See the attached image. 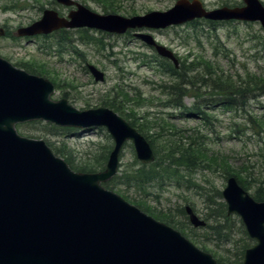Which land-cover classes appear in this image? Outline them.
I'll return each mask as SVG.
<instances>
[{
	"label": "rangeland",
	"instance_id": "1",
	"mask_svg": "<svg viewBox=\"0 0 264 264\" xmlns=\"http://www.w3.org/2000/svg\"><path fill=\"white\" fill-rule=\"evenodd\" d=\"M77 1L98 14L113 13L131 17L146 14L149 10H166L177 0L152 2L133 0L135 4H129L127 0ZM54 7L67 8L58 4L56 0H0V28L4 31V34L0 35V57L19 68L30 67L41 72L37 75L48 78L58 86L51 98L65 97L78 109L103 106L105 102L115 97L120 107L122 106L123 112L119 110V113L123 114L124 118L129 113L128 118L134 120L136 124L149 127L147 130L144 129L148 135L154 136L153 142L157 151L163 148V141L169 138L192 135L194 130L198 131V135L202 136L199 139L202 141V147L209 156L214 155L218 162L222 159L234 171L250 167L248 172L252 181L247 190L250 194H254L258 186H264L262 91L251 89L245 90L241 96L238 92L224 95L211 90L205 84L199 87L188 85L190 91L179 97L184 107L165 105L166 97L161 92L160 84H170L173 80L166 73H162L159 62L163 58L136 38L132 34L133 30L123 34L95 29L84 31L85 28H77L76 33L71 30L61 32L65 36L73 33L72 38L75 39L71 42V47L60 46L58 43L52 46L53 40L46 37L52 32L29 37L15 35L17 28L40 19L45 8L56 9ZM148 32L156 37L159 44L172 50L179 61L188 56L190 58L188 61H212L223 70L225 76L233 80H238V75L244 78L247 74L264 72V44L261 39L264 37V31L258 22L229 24L216 28L211 22L199 19L191 21L190 24ZM84 35L95 37L99 44L93 41L82 43L79 37ZM101 43L103 48L100 46ZM42 47L47 50H42ZM87 64L94 65L102 72L103 79L95 80L91 72L85 69ZM196 101L199 109H191ZM203 112H206L207 118ZM204 118L208 125L204 123ZM162 119L164 120L160 121ZM26 123L17 125L16 129L20 134L44 139L51 145L50 147L59 149L61 157H70L71 161L73 159V164L91 162L95 157L101 158L104 147L111 145L112 149L113 146V140L104 128L91 129L85 133H77V130L71 129L67 133L48 127L45 125L48 122L45 121L37 124ZM161 124L172 125L173 134L162 129L160 131L158 125ZM158 131L160 134L155 136ZM174 132H177L176 135ZM217 161V165L209 163V169L182 171L186 179L180 180L182 185L171 179L162 184L147 185L143 190L137 189V186L115 183L111 190L123 196L128 202L140 205L155 218L173 216L171 222H174L179 230L183 229L182 231L189 233L190 236H186L196 246H205L221 252L222 249L233 247L221 241L211 240L206 243L198 241L202 235L204 236L202 239H205L209 233L212 235L210 238H213L214 232L207 230L208 233L201 229L202 225L193 226L185 210V207L189 206L205 224L213 223L212 219L207 220V217L215 214L216 209L208 210L205 200L197 192L200 190L199 186H202V193L209 194L212 189L221 190L225 186L226 179ZM139 164L142 163L137 159L131 142L127 141L120 150L115 175H120L133 167L137 168ZM214 200L217 203L220 201L225 203L223 198L215 197ZM228 215H232V220L220 219L232 229L233 242L242 240L245 236L239 230L240 222L243 225L241 219L234 213ZM188 227L194 231L191 233L189 229H184ZM248 237L251 239L250 246L255 244V240L249 235Z\"/></svg>",
	"mask_w": 264,
	"mask_h": 264
},
{
	"label": "water",
	"instance_id": "2",
	"mask_svg": "<svg viewBox=\"0 0 264 264\" xmlns=\"http://www.w3.org/2000/svg\"><path fill=\"white\" fill-rule=\"evenodd\" d=\"M56 1L75 9L66 17L44 9L40 19L17 28L15 35L83 26L123 33L128 28H162L196 17L259 21L264 30V7L255 0L249 1L248 8L210 12L198 1L177 0L166 11L131 17L98 14L75 0ZM137 37L177 65L173 52L151 35L137 33ZM88 69L95 80L103 79L94 65ZM53 91L49 79L0 57V264H218L178 230L103 186L117 172L125 141L132 142L140 162L154 160L145 136L108 107L77 109L66 98L51 99ZM29 120L81 129L105 127L114 142L105 168L72 170L43 139L17 132L15 124ZM221 195L227 213L238 215L255 240L245 250L242 264H264V201L255 200L234 176L226 179ZM185 209L192 225L205 224L189 206Z\"/></svg>",
	"mask_w": 264,
	"mask_h": 264
},
{
	"label": "trees",
	"instance_id": "3",
	"mask_svg": "<svg viewBox=\"0 0 264 264\" xmlns=\"http://www.w3.org/2000/svg\"><path fill=\"white\" fill-rule=\"evenodd\" d=\"M83 29V28H80ZM84 31H87V29H84ZM61 33H55L48 38L52 39L51 45H55L58 43L60 46L66 47L69 45L71 47V36L72 35H63ZM262 42L264 44V37L262 36ZM82 43L87 44L91 43L90 41H93L94 43H98L95 37L84 35L83 37H80L79 39ZM55 41V42H54ZM97 41V42H95ZM101 48H103V43L100 44ZM42 50H47L42 47ZM189 57V56H188ZM185 58L180 60L179 66L176 68L170 61H166L164 59L160 60V66L162 68V73H166L171 77L173 80L170 84H160V89L162 94L166 97L165 105H169L171 107H184L181 101H179V97H182L186 95L190 90L188 85L199 87L200 85H206L211 90H216V92L220 94H228L231 95L232 93L238 92V95L241 96L245 90H251V89H258L262 91V95H264V72L257 73V74H247L244 78L238 75V80H233L230 77H227L224 75L223 70L220 69V67L214 65L212 61L209 60H200V61H193L189 60L190 58ZM188 61V62H186ZM28 67V66H27ZM28 72L36 74H40L41 72L36 71L32 68H26L23 67ZM34 72H32V71ZM56 85V84H55ZM56 88L58 89V86L56 85ZM231 89V92H230ZM230 92V93H229ZM66 96V95H65ZM114 97L113 100H110L109 102H105L103 106H107L111 109H113L116 112H120L122 106L120 107L118 101L115 100ZM197 102L191 107V109L198 110ZM231 103L230 101H228ZM229 103H223L228 104ZM189 109V108H187ZM122 111V110H121ZM123 112V111H122ZM120 115L124 116L123 114L119 113ZM205 115V118L208 116L206 115V112H203ZM129 113L126 114L125 118L129 120V122L137 128V130L145 136L147 141L149 142L150 146L153 148V151L155 153V159L151 163L148 164H139L137 168H130L126 170L125 172H122L120 175H115L112 177V179L108 182H105L103 185L107 188H113L112 186L115 185V183H121V184H127L129 186H137V189L143 190L145 186L152 185V184H162L164 181L174 179L175 182L178 185H182L180 183V180L185 179V175L182 173V171H197L198 169H209L210 164H216V157L214 158V155L210 154L213 158H211L207 153L206 150L202 147V141L199 139L202 137L198 135V131L193 132L192 135H181L178 138H169L165 141H163V148L158 150L154 147L153 137L152 135H148V133L145 131L144 128L149 129V127L146 125V127H143L145 125L143 124H136L134 120H131L128 118ZM203 119L204 123L208 125V122ZM164 119L160 120L163 121ZM40 123V121H30L26 124H37ZM48 127L56 130L60 129L63 131H67V133L72 128L67 127H57L50 123H46ZM158 129L161 131L164 130V132H170L172 133V125H158ZM177 133V132H176ZM174 132V134L176 135ZM77 135V133H75ZM159 131L158 134L159 135ZM47 144L51 146L48 142ZM52 148V147H51ZM103 154L101 155V158L95 157L93 161L86 162V163H72L74 161L69 157H62L69 166L75 170V171H81V172H94L98 170H103L105 167V161L107 158V154L109 150L111 149V145H106L104 147ZM52 150L54 153L58 156L59 155V149L56 150L55 148ZM220 158V157H219ZM218 162V161H217ZM139 162L137 161V164ZM210 163V164H209ZM218 166L220 169H222V173H224V178L226 179L228 176H234L238 183L245 189L248 190L249 183L252 181L249 176V168L244 169H237L232 170L230 166L226 165L223 160H219ZM117 181V179H119ZM186 181V179L184 180ZM190 182V180H188ZM262 183H264V178L262 180ZM200 190L197 192L199 196L203 198L206 202V207L208 210L211 208L216 209V213L213 215H209L207 217L208 219H212V224H205L204 226L200 227L201 229H205L206 231L214 232L213 238H210L209 236H201V239L198 241H201L203 243H206L208 241H221L223 243H229L233 248H227L222 249L221 252L218 250H211L207 247L203 246L200 247L202 250L207 251L212 254V256L216 259L218 264H241L243 259V254L246 248H248L251 245V239L248 237L243 225L239 224V230L240 232L245 236L242 240H235L233 242V232L232 229L229 228V225L223 221H230L232 220V215H228L226 213V205L223 201H220V203L216 202L214 200L215 197L222 198L221 197V190H218L216 188L212 189L210 194L208 192H201L202 186H199ZM252 197L255 200H264V186H258L254 190V194H251ZM139 206L142 210L143 209L140 205ZM218 207H221L218 208ZM147 212V211H146ZM148 213V212H147ZM155 217V216H154ZM168 217V215H167ZM173 216L170 218H164L161 219L159 217H156L159 220H162L169 225L173 226L175 229H178V226L174 224V222H171ZM222 218V220L220 219ZM175 219V218H174ZM183 228V227H179ZM189 229V231L192 233L194 229L191 227L184 228ZM183 230V229H182ZM179 230L182 234L189 235V233ZM190 233V234H191ZM194 239L195 236L191 234ZM198 235V234H197ZM190 236V235H189Z\"/></svg>",
	"mask_w": 264,
	"mask_h": 264
},
{
	"label": "flooded vegetation",
	"instance_id": "4",
	"mask_svg": "<svg viewBox=\"0 0 264 264\" xmlns=\"http://www.w3.org/2000/svg\"><path fill=\"white\" fill-rule=\"evenodd\" d=\"M148 1L152 2L153 0H144V2H148ZM188 1L189 2L198 1L199 5L204 9V11L210 12V11H215V10L225 9V8L226 9H244V8H248V4H249L250 0H188ZM255 1H257V3L259 5L264 7V0H255ZM127 2L129 4H131V3L135 4V1H133V0H127ZM70 8H63L62 9L60 7H57V10H58V12H59V14L61 16H64V15H67V13H68ZM168 9L166 8V10H168ZM166 10H157V11H166ZM151 11H155V10H149L147 12H151ZM195 21H197V20H195ZM204 22H211L214 26H216V28L222 27L223 25H229V24H238V23L249 24V23H253L252 21H248V20H245V19H239V18L217 19L215 21L214 20L213 21L206 20ZM67 30H71L73 33H76V31H77L76 28L75 29L60 28V29L55 30L53 32V34L61 33L63 31H67ZM142 30H145V31H142ZM159 30L160 29H157V28L143 27V28H140V29H136L134 31H135V34H137V32L147 33L148 31H159ZM73 33H71V35ZM158 33H160V32H158ZM133 35H134V32H133ZM154 38L156 40V37H154ZM74 39L72 38V41H74ZM79 39H80V37H79ZM156 41L158 42V40H156Z\"/></svg>",
	"mask_w": 264,
	"mask_h": 264
}]
</instances>
